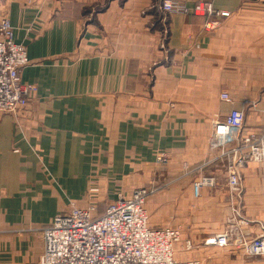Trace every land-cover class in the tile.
<instances>
[{
	"label": "crops",
	"instance_id": "0c3cea01",
	"mask_svg": "<svg viewBox=\"0 0 264 264\" xmlns=\"http://www.w3.org/2000/svg\"><path fill=\"white\" fill-rule=\"evenodd\" d=\"M162 1H5L14 41L31 61L21 82L38 90L19 114L0 112V264L38 262L40 229L59 213L88 207L93 181L99 214L119 195L157 188L146 202L151 228L183 225L180 195L194 198L189 225H211L201 216L216 208L212 225L226 226L233 204L220 186L224 162L208 141L213 123L233 108L245 111V134L264 128V0H170L167 51ZM199 3L229 16L196 14ZM207 22L215 28L206 30ZM160 153L168 164L157 162ZM205 164L204 174L219 183L195 197L191 185L203 173L195 170ZM243 179V213L251 220L244 230L256 236L264 224V168L250 163ZM227 254L234 264H264Z\"/></svg>",
	"mask_w": 264,
	"mask_h": 264
},
{
	"label": "built area",
	"instance_id": "2783aa9c",
	"mask_svg": "<svg viewBox=\"0 0 264 264\" xmlns=\"http://www.w3.org/2000/svg\"><path fill=\"white\" fill-rule=\"evenodd\" d=\"M6 0H0V112L17 115L24 110L37 87L21 82L20 75L31 64L26 48L14 41V28L4 10ZM163 40L161 49H167L169 16L174 11L170 0L160 5ZM196 14L229 16L228 12L214 11L210 4L199 3ZM216 23L207 22L206 30H213ZM167 51V50H166ZM225 102L234 104L227 93L221 95ZM246 114L233 108L222 119L213 123L209 140L212 151L219 152L227 168L226 182L233 198V212L224 231L205 241L206 246L226 248L234 242L249 257L264 261V224L260 233L253 236L244 229L251 220L243 213V169L250 163L264 168V128L257 135L245 136ZM159 164H167L166 153L157 155ZM213 180L200 176L193 183L195 197H200L204 188L213 187ZM91 182L88 190V207H74L67 213H59L40 229L44 240V253L33 264H198L194 261L179 262L174 256V243L180 234L172 229H153L149 224L146 202L152 190L136 189L132 195L119 197L110 202L102 214L93 202L99 188ZM188 248L192 244L188 242Z\"/></svg>",
	"mask_w": 264,
	"mask_h": 264
},
{
	"label": "rangeland",
	"instance_id": "374dc122",
	"mask_svg": "<svg viewBox=\"0 0 264 264\" xmlns=\"http://www.w3.org/2000/svg\"><path fill=\"white\" fill-rule=\"evenodd\" d=\"M212 134V132H211ZM252 136V134H249ZM245 136H248V134H245ZM211 138V135L209 137V140ZM209 142V141H208ZM209 150L212 152V150L210 149V146H209ZM213 152H216V151H213ZM219 153V152H218ZM220 160V157L218 156V158ZM168 164V163H167ZM165 165V164H164ZM207 165L209 164H205L204 166H198L196 167V170L195 172H203L201 173V176L202 175H207L209 176L211 179H214L213 180V184L214 186L213 187H210V189H215L216 186L218 185V180L217 178L214 176V175H211V174H204V171H206L207 169ZM226 173H227V168H224ZM186 170H189V169H186ZM208 171V170H207ZM214 174V173H213ZM200 177V176H199ZM194 183V181H193ZM192 183V185H193ZM191 185V186H192ZM220 186L221 187H225V189L228 191L230 197H231V201H232V204H233V198H232V195L230 193V189L228 187V184L227 182L225 181H221L220 183ZM151 189L153 192L152 194L155 193V190L157 188H149ZM193 195V193H192ZM181 199V202L180 200L177 202V208L179 210H181V212H179V215L181 217H179L180 219H178L179 221H182L183 222V225H180V224H177L175 225L174 223H170L168 224V226H165L164 228L162 229H172V230H176L179 232L180 234V240L178 242H175L173 247H174V256H175V259L179 262H187V261H194V262H197L198 264H209V260L215 262L216 264H234V261L235 259H229L228 257V251L229 252H232L234 253L235 251H238V252H242L243 254V261L244 263H248L250 261V259H253L252 257H249L248 255H246V253L238 246V245H235L234 242L231 243L230 246L226 247V248H217V247H214V246H206L205 245V241L209 238H213L215 237L217 234H220L224 231L225 227L224 226H213L212 224L217 222V220L220 218L218 215V212L216 211V208H215V211L211 212V214H207L205 216H201L202 218H207L209 221L208 222H211V225H208L207 223V226H192V225H189V221H187L186 219V211H187V206L191 204V200L194 201V198L192 199H189L188 198V195H180L179 196ZM197 200V199H196ZM147 205V203H146ZM234 206V205H233ZM148 212V211H147ZM149 215V214H148ZM150 216V215H149ZM201 217H198V221L202 220ZM149 223H150V218H149ZM172 224V225H171ZM222 224V223H221ZM205 232V233H203ZM186 238H197L198 242L197 243H193L191 240H186ZM184 239V240H183ZM188 242H190L192 244V247L191 248H188ZM177 248H179V250L177 251ZM181 253H184V254H187V255H191L193 258L195 259H190V260H187V261H184V260H179L178 259V254H181ZM191 253V254H190ZM262 260V258H259V260ZM230 262V263H227V262ZM264 263V261H263Z\"/></svg>",
	"mask_w": 264,
	"mask_h": 264
}]
</instances>
